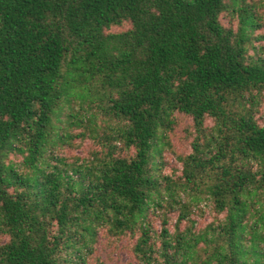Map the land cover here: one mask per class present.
<instances>
[{
    "label": "trees",
    "instance_id": "obj_1",
    "mask_svg": "<svg viewBox=\"0 0 264 264\" xmlns=\"http://www.w3.org/2000/svg\"><path fill=\"white\" fill-rule=\"evenodd\" d=\"M262 29L264 0H0V264H86L102 227L138 233L143 264H264ZM177 112L194 131L173 179ZM74 125L101 144L81 163L53 156ZM203 200L223 217L164 220L157 246L149 211Z\"/></svg>",
    "mask_w": 264,
    "mask_h": 264
},
{
    "label": "rangeland",
    "instance_id": "obj_2",
    "mask_svg": "<svg viewBox=\"0 0 264 264\" xmlns=\"http://www.w3.org/2000/svg\"><path fill=\"white\" fill-rule=\"evenodd\" d=\"M221 21L225 25L237 26V19L229 13L221 15ZM130 25L123 23L120 26H114L112 30L120 31L128 29ZM264 35V29L259 31ZM264 46V38L259 42ZM260 112L257 114L258 120L264 125V93L260 95ZM176 125L173 130L166 134L165 144L163 146L161 172L173 179H178L182 174V163L180 156L187 155L192 151L190 132L194 131L193 119L191 116L177 112ZM98 123L102 124V118L98 119ZM212 120L207 121V125L211 126ZM85 127L74 125L71 127V132L74 135L72 139L67 140L64 144H60L54 150L53 156L65 158L67 162L81 163L87 160L94 151L101 149V144L93 136H82L80 133L86 132ZM133 152V151H132ZM16 162L23 159L21 155L12 154L10 156ZM56 163V160H53ZM187 198L186 195H184ZM179 213L177 208H171L167 203L163 204L162 208H152L149 211L148 220L151 224L154 240L157 246L160 244L158 234L162 232L163 222L167 221V226L171 232H175L177 228L184 231L190 227L195 231L203 229L209 223L223 217L217 213L214 205L209 200H203L199 205L194 206L189 219H183L179 223ZM194 221V223L192 222ZM139 234L127 232L122 235H115L108 227L99 229L97 241L93 246L86 251V264H143L135 254L134 246ZM159 238V239H158ZM8 240V236L0 232V242ZM156 264H160L159 262Z\"/></svg>",
    "mask_w": 264,
    "mask_h": 264
}]
</instances>
